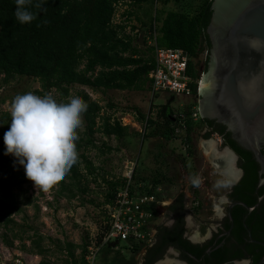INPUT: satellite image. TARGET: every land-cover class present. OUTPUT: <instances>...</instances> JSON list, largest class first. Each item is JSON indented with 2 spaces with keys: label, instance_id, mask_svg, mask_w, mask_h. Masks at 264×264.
Instances as JSON below:
<instances>
[{
  "label": "trees",
  "instance_id": "obj_1",
  "mask_svg": "<svg viewBox=\"0 0 264 264\" xmlns=\"http://www.w3.org/2000/svg\"><path fill=\"white\" fill-rule=\"evenodd\" d=\"M161 1L163 6H167L171 2L179 5L183 0ZM213 2L214 0H200L193 14L184 10L169 12L161 10L160 15L163 17L155 18L149 14L140 17L135 12L145 5L153 9L155 0H33L34 6L31 10L36 14V19L30 24L22 25L14 15L15 0H0V91L3 86L12 83L16 78L36 80L41 90L36 91L35 94L45 95L54 91L59 95L60 100L70 95L74 87L87 88L96 93L148 91V75L154 66L153 48H147L145 37L144 45L140 46L139 34L135 37L127 34L126 30L129 27L131 33L138 30L136 26H130L132 17L140 24L138 33L147 34L153 30L156 32L159 48L181 49L187 52L191 58L188 72L196 77L194 68L199 67V56L205 51L209 54L211 49L207 29L213 14ZM35 4H41L42 7L37 8ZM120 4L130 8L131 11L125 13L126 20L115 23L116 7ZM207 60L206 58L203 62L205 71ZM80 96L88 105L87 111L83 113L85 139L77 144L78 160L68 171L72 174L70 179L74 183L66 185L61 181L58 192V197L69 201L76 197L72 188H76L81 194L88 192L87 183H81L82 179L85 181L87 179L79 170V159L86 164L85 170L88 175L95 173L92 162L84 153H80L92 149H99L102 154L105 153L104 149L111 152V148L105 143L102 145L103 149L98 148L95 135L121 140L125 137L127 129V126H123L120 121L112 122L110 117H103V124L97 126L96 121L100 118L102 107L92 101L87 94L81 93ZM170 99L167 104L159 106L156 119L151 120L138 112V122L146 121L149 127L163 128L159 131V135L166 142L159 143L154 148L157 151L154 155L155 162L159 165L156 178L151 183L133 184L136 181L134 171L132 192L151 194L158 187L165 188L171 184L164 150L172 135H175V129L178 128L185 134L183 141L188 144L189 153L192 154L191 135L208 126L213 133L223 135L227 141L226 145L242 159L241 168L245 176L239 187L235 189V193L231 195V199L234 202H242L249 208L255 207L259 198L264 195V186L258 187L259 166L252 154L239 148L224 127L213 121L200 119L199 114V121H194L193 108H198L197 103L185 106L174 114L168 105ZM10 121V113L0 111V127L4 132L8 130ZM171 126L174 128H170ZM4 153L3 136H0V192L4 199L0 201V228L9 231L12 235L9 239L7 234H2L6 248L4 252L0 249L2 255L13 249L14 241L23 242L26 233L22 227L19 233H14L17 225L10 219L15 203L11 191L21 189L26 184H34L27 179L23 167L15 163V158ZM105 183L109 191L105 195L103 207L112 203L118 191L124 187L125 180L122 178L120 181H105ZM29 203L31 201H28ZM85 203L82 200V205ZM183 209L184 205L180 201L179 207L172 206L167 211L182 214ZM201 209V204L196 206V213ZM232 219L233 223L230 222L227 226V228L233 226L231 237L235 239V243L232 245H229L231 237L222 238L217 242L213 240L205 245L192 244L185 239L183 217L178 216L172 228H158L157 243L151 248H143L139 245L132 247L123 245L119 248L120 242L106 245L101 250L103 252L101 264H138L135 256L142 250L147 251L143 264H156L162 260L167 247H174L181 253L182 260L188 264H226L245 259L250 260L251 264H258L264 257V199L251 214L244 207L237 206L232 210ZM10 226L12 227L9 228ZM224 241L225 244L221 245ZM33 243L37 245V251L33 254L44 256L46 250L41 248L38 242ZM88 246L89 243H85L80 247V260L72 261L71 264L84 262ZM75 248L71 244L67 245V254L71 259H74ZM22 249H26L25 245ZM121 249L131 252L129 260L123 257ZM24 260L27 264L31 263V257L26 256Z\"/></svg>",
  "mask_w": 264,
  "mask_h": 264
},
{
  "label": "rangeland",
  "instance_id": "obj_2",
  "mask_svg": "<svg viewBox=\"0 0 264 264\" xmlns=\"http://www.w3.org/2000/svg\"><path fill=\"white\" fill-rule=\"evenodd\" d=\"M199 3L200 0H183L179 5L171 2L167 6H163L162 1L159 0L157 5L154 4L153 9L145 5L141 10H135V12L140 17H143L144 14H149L155 18L159 16L163 17V15H160L161 10L165 12L184 10L188 11L189 14H193V10ZM129 10L131 11L125 5L119 6L116 10L115 19L120 22L126 20L127 16L125 13ZM131 19L132 22L135 20L134 17ZM147 48H150V46L147 45ZM205 60L206 56L203 53L199 56V66ZM38 90H41V88L36 80L16 78L12 83L3 86L0 91V111L10 113L11 102L17 94L29 91L35 93ZM70 93L79 95L85 93L92 101L97 102L102 107L100 118L96 121L97 126L103 124V117H110L112 122L120 121L122 125L124 124L123 126H127L126 135L123 139L117 140L113 137L108 139L100 134H96L95 138L98 148L103 149L102 145L105 143L107 147L111 148V152L104 149L105 153L102 154L99 149H92L80 153H84L95 168V173L88 175L85 170L86 164L82 159H79V170L87 179V181L81 180L82 184L87 183L88 192L86 194H81L76 188H72L73 193L76 195L75 199L69 201L63 197H58V192L60 191L59 183L61 181L66 185L74 183L70 179L72 174L69 172L47 191L35 187L34 184H26L21 189H13L11 191L15 203L13 204V213L10 219L17 225L14 228V233H19L22 230L21 227L26 230V233L23 242L19 240L14 241L13 249L8 251V254L5 256L6 258H12L17 255H21L23 258L28 256L31 257L32 264H41V262H45V264H70L72 261H79L81 257L80 247L85 243H89L93 237L101 234L104 229V207L102 204L105 201V195L109 191L105 181H120L124 178L127 166L130 163L135 164L136 181L133 184L151 183L157 176L159 165L155 162L154 155L157 151L154 148L157 144L164 143L159 135V131L163 130V128L161 126L149 127L146 121L138 122V112L151 120L156 119L159 106L167 104L171 98L170 96L152 99L149 90H146V92L108 91L106 93H96L81 87H74ZM52 94L57 100H60L57 93L53 91ZM2 100L4 103H2ZM194 102L197 103L195 98L176 97L170 106V110L176 114L185 106H190ZM170 128L173 129L174 127L171 126ZM84 131L85 127L82 122V126L77 130L79 136L77 144H80L81 140L85 139L83 136ZM4 133L3 128L0 127V136H4ZM174 133L178 136L182 134L178 128L175 129ZM194 137L195 140L192 146L194 148V156L192 160L187 155L185 145L181 142L180 137L168 143L166 150H164L166 154L164 156L166 159L165 164L168 167L169 177L174 178L177 175V179L175 183L165 186L166 189L163 188V196L173 198L183 195L187 205L190 207H196V205H192L191 203V196H193L192 188L194 187L193 179L195 178L190 176L189 170H193L192 172H195V176L199 175L198 179H202L200 176L204 172L209 173V170H212L210 166L211 159L210 157L207 158L203 147L202 132L197 131ZM213 140L216 141V138H213ZM217 149L221 151L219 152L220 154L226 150L223 146L217 147ZM176 156H181L183 161L177 162L173 160L176 159ZM184 166H187V170L189 171L188 178H185L184 173H182ZM211 173L212 175H217L216 173L213 174L212 171ZM4 178H7V176H4ZM221 181L225 182L224 176H221ZM216 190L218 193L219 189L217 188ZM207 196V194H203V197L206 198ZM2 200L4 199L0 192V201ZM82 200L86 202L84 205H82ZM28 201H31V203L28 204ZM172 201L168 202L166 209ZM216 205L217 200L213 202L211 199L208 204H202V209L197 213V223L204 224L206 230L209 227L208 225H211V222H216V215L212 214L213 210L218 209ZM218 206L222 207L221 205ZM166 222L168 223L169 219ZM192 222L194 224L190 225L191 220L188 217L189 227L187 235L191 236L194 232L198 231L197 224L194 221ZM2 234H7L9 239L12 235L9 231L0 228V249L4 252L6 248L2 241ZM190 238L192 239V237ZM33 242H38L39 246L46 250L44 256H35L33 254L37 251V245ZM68 244L76 247L73 250L74 259H71L67 254ZM23 245L26 247L25 250L22 249ZM123 245L127 246V244L121 243L119 248L123 247ZM121 251L126 260L131 258L129 250L121 249ZM145 252L146 250H142L135 256L138 264L143 263ZM102 256L103 252L101 251L97 257V264H101ZM162 259L163 261L161 262L176 261L175 257L169 255H164Z\"/></svg>",
  "mask_w": 264,
  "mask_h": 264
},
{
  "label": "water",
  "instance_id": "obj_3",
  "mask_svg": "<svg viewBox=\"0 0 264 264\" xmlns=\"http://www.w3.org/2000/svg\"><path fill=\"white\" fill-rule=\"evenodd\" d=\"M216 1L207 29L211 49L200 86L198 114L202 120L225 127L233 142L252 154L259 166L260 188L264 185V55L252 51L245 38H264V0ZM139 45H144V34L139 37ZM173 101L171 98L169 103ZM263 199L264 195L253 208L244 203L237 206L251 214ZM247 262L251 263L245 259L226 264ZM258 264H264V257Z\"/></svg>",
  "mask_w": 264,
  "mask_h": 264
},
{
  "label": "clouds",
  "instance_id": "obj_4",
  "mask_svg": "<svg viewBox=\"0 0 264 264\" xmlns=\"http://www.w3.org/2000/svg\"><path fill=\"white\" fill-rule=\"evenodd\" d=\"M15 4L14 15L20 24L36 19L31 10L33 0H15ZM245 42L252 51L264 55V38H245ZM87 107L79 94L57 100L51 92L37 95L29 91L13 98L10 126L3 136L4 154L15 158L35 187L49 190L77 162V130Z\"/></svg>",
  "mask_w": 264,
  "mask_h": 264
},
{
  "label": "built area",
  "instance_id": "obj_5",
  "mask_svg": "<svg viewBox=\"0 0 264 264\" xmlns=\"http://www.w3.org/2000/svg\"><path fill=\"white\" fill-rule=\"evenodd\" d=\"M158 2L159 0H155V5ZM119 6L121 4L116 8L118 9ZM115 23L120 21L115 19ZM144 37L147 45L153 48L154 66L148 75L151 98L191 97L198 101L204 74L199 72L198 68H194L196 77L189 74L191 58L188 53L181 49L159 48L154 30L144 34ZM204 54L207 58L208 52L205 51ZM193 110L192 118L197 121L199 120L198 108L194 107ZM134 171L135 164L130 163L124 175V187L118 191L112 203L103 208V232L90 240L84 262L78 264H97L98 254L110 243H125L128 247L139 245L143 248H151L154 246L158 228L163 227L169 219L166 215L167 199L163 196L162 187H158L151 194L133 193L131 187ZM7 254H0V264H27L21 255L6 258Z\"/></svg>",
  "mask_w": 264,
  "mask_h": 264
},
{
  "label": "flooded vegetation",
  "instance_id": "obj_6",
  "mask_svg": "<svg viewBox=\"0 0 264 264\" xmlns=\"http://www.w3.org/2000/svg\"><path fill=\"white\" fill-rule=\"evenodd\" d=\"M216 2L221 4L223 2V0H217ZM208 58H209V54H208L207 59ZM207 66H208V60H207ZM198 70H199V72H203V74H205L207 72V67H206V71H205V66L202 64L201 66L198 67ZM203 90L204 89H202V92H203ZM201 95H202V93H201ZM171 104L169 103L168 105L171 106ZM198 121L199 120H197L196 122H198ZM220 126H222V125H220ZM225 131H226V129H225ZM196 132L197 131H195L191 135L190 148H191L192 154L189 153L188 144H186L183 141V139L185 138L184 133H182L180 136L172 135L171 140L169 142H167V144L170 143L173 139H178L177 137H180L181 142L185 145V148H186L185 151H186L187 155L189 157H191V160H192L193 156H194V148L192 146H193V143L195 140L194 135ZM201 132H202L203 141H204L203 143L205 146H208V144L210 142H214V144H215V148L211 152L212 155L210 156V159H211L210 166L212 168L211 171L213 172V174L216 173L217 175H212L211 171L209 170V173L204 172V174H202L200 176L203 179L202 180L200 178L198 179V176H199L198 174H197L198 176H195V172H192L193 170L192 171L189 170L191 173L190 176L191 177L193 176L195 178V179H193L194 187L192 188L193 189V196H191V199H192L191 203H192V205L198 206L200 204L201 205L202 204H208V202L211 199L213 200V202H214V200H217L216 206L218 209L212 211V214L216 215V219H215L216 222H211V225H208L209 227L206 230V228H204V224L197 223L196 216H198V215L196 213V210L194 209L195 206L194 207L188 206L186 203V199L184 198L183 195L176 196L173 198L168 196V197H166L167 203L169 201L173 200L172 203L169 205V207H172V206L179 207L180 201H182V203L184 205V209H183L182 214H177L174 212H168L167 211V209L169 208L168 207L166 209V211H167L166 215L169 218V222L166 223L163 227H161V228H172L176 224L177 217L182 216L183 217V225H184V228L186 230L184 237H185V239H187L189 242H191L194 245H205L207 243H210L213 240H215L217 242L222 238H225V237L230 238L231 237L232 232H233V226L229 227V228H227V226H228V223H230V222H231V224L233 223L232 210L237 207V203H242V202H238V201L234 202L231 199V195H233L235 193V189L237 187H239L241 181L243 180V178L245 176V172L241 168V165H242L241 156L238 153H236L230 146L226 145L227 141H226L225 137L223 135L213 133L212 130L208 126H204L203 129L201 130ZM226 133H228V132L226 131ZM213 138H216V141H214ZM230 138H231V136H230ZM161 139L164 142H166V140H164L163 138H161ZM231 140H232V138H231ZM221 146H223V148H226L225 152L222 154H220L219 152H221V151H219L217 149V147H221ZM262 152L264 154V147L262 149ZM172 154H174V153H172ZM165 155L166 154L164 152V156ZM173 160H175L177 162L183 161V159H181V156H176V159H173ZM184 169H185V171H184ZM184 169H183L182 173H184L185 178H186L189 175L188 174L189 171L187 170V166H184ZM207 171H208V169H207ZM221 176H224L225 182L221 181ZM176 179H177V175H175L174 178L171 177L172 184L175 183ZM217 188L219 189L218 193L216 190ZM203 194H207L208 196L205 198V197H203ZM218 205H221L222 207H220ZM232 205H234V206L230 209V207ZM230 214H231V218H230ZM188 217L191 220L190 225L194 224L192 221H194L197 224V230H198L197 232L200 233V236L198 234H195L194 236L187 235V230L189 227ZM212 223H214V224H212ZM202 226H203V228H202ZM159 229L157 230V233H156L155 244L157 243V238L159 235ZM190 237H192V239ZM193 241H195V242H193ZM234 243H235V239L233 237H231L229 245H232ZM223 244H225V241L221 243V245H223ZM208 252H210V250H208ZM146 255H147V251L144 254V258L146 257ZM165 255L178 257V259L182 260L181 253L178 252L174 247H167L166 251H165ZM182 261H184V260H182ZM173 262H177V261H173ZM184 262H186V261H184Z\"/></svg>",
  "mask_w": 264,
  "mask_h": 264
},
{
  "label": "bare ground",
  "instance_id": "obj_7",
  "mask_svg": "<svg viewBox=\"0 0 264 264\" xmlns=\"http://www.w3.org/2000/svg\"><path fill=\"white\" fill-rule=\"evenodd\" d=\"M203 147H205L204 149H205V154L207 155V158L208 157H210L212 154H211V152L213 151V149L215 148V144H214V142H210L209 144H208V146H205L204 144H203ZM216 162V161H215ZM197 234V233H196ZM159 264H181V263H177V262H173V261H165V262H161V263H159Z\"/></svg>",
  "mask_w": 264,
  "mask_h": 264
},
{
  "label": "crops",
  "instance_id": "obj_8",
  "mask_svg": "<svg viewBox=\"0 0 264 264\" xmlns=\"http://www.w3.org/2000/svg\"><path fill=\"white\" fill-rule=\"evenodd\" d=\"M130 26H136L137 29L140 31V24H139L136 20H134L133 22H131V23H130ZM138 30L135 31V32H133V33H131V31H130V27H129V28H127L126 32H127V34H130V35L133 36V37L137 36L138 34H139V36H140L141 34H144V33H141V32L138 33V32H139ZM196 233L200 236V233H199V232H194V235H195ZM177 263H178V262H177ZM245 264H251V263L247 262V263H245Z\"/></svg>",
  "mask_w": 264,
  "mask_h": 264
}]
</instances>
